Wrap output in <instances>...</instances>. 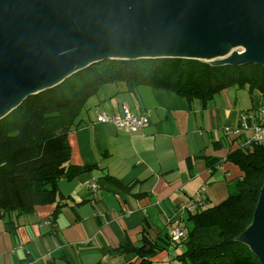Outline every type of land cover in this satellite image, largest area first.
<instances>
[{
  "label": "crops",
  "instance_id": "1",
  "mask_svg": "<svg viewBox=\"0 0 264 264\" xmlns=\"http://www.w3.org/2000/svg\"><path fill=\"white\" fill-rule=\"evenodd\" d=\"M229 90L203 104L166 89L103 87L85 105L82 125L67 136L65 167L88 170L58 180L51 205L20 215L0 212V264H127L133 255L116 251L140 247L144 236L164 238L180 203L203 199L208 208L220 195L234 193L241 176L237 167L223 161L211 173L206 160H225L241 147L249 135L225 130L238 128L244 112L256 115L264 96L239 89L252 104L243 108L236 97L232 102ZM123 106L144 113L148 125L126 133L96 121L97 113L121 116ZM216 183H226L223 194ZM182 252L183 246L171 244L150 261L180 264L176 256Z\"/></svg>",
  "mask_w": 264,
  "mask_h": 264
},
{
  "label": "trees",
  "instance_id": "2",
  "mask_svg": "<svg viewBox=\"0 0 264 264\" xmlns=\"http://www.w3.org/2000/svg\"><path fill=\"white\" fill-rule=\"evenodd\" d=\"M116 83L128 90L139 86L166 89L188 101L207 104L231 88L264 96V67L211 66L173 58L109 60L90 65L58 86L27 98L0 120V212L20 215L31 213L36 206L51 205L58 180L88 170L65 167L67 136L82 125L76 118L87 99ZM237 129H226L225 133L235 134ZM223 161L241 173L234 180L235 192L217 205L188 213L182 222L185 235L178 241L173 242L169 234L156 241L144 236L140 247L128 244L119 248L116 252L133 255L127 264H151L150 259L171 244L183 246V252L176 256L180 264H261L248 246L235 239L250 226L258 203L264 183V146L237 147L225 160L216 162L208 158L209 172ZM193 202L196 200L185 204Z\"/></svg>",
  "mask_w": 264,
  "mask_h": 264
},
{
  "label": "water",
  "instance_id": "3",
  "mask_svg": "<svg viewBox=\"0 0 264 264\" xmlns=\"http://www.w3.org/2000/svg\"><path fill=\"white\" fill-rule=\"evenodd\" d=\"M264 67V0H0V120L109 60ZM264 264V183L236 239Z\"/></svg>",
  "mask_w": 264,
  "mask_h": 264
},
{
  "label": "built area",
  "instance_id": "4",
  "mask_svg": "<svg viewBox=\"0 0 264 264\" xmlns=\"http://www.w3.org/2000/svg\"><path fill=\"white\" fill-rule=\"evenodd\" d=\"M95 119L97 122L112 123L116 128L122 129L126 133H131L132 131L142 129L148 125V117L144 113L135 114L126 106L122 107L121 116L97 113ZM243 131H250L252 135L241 144V147H248L251 144L264 146V108L257 111L256 115H252L249 112H244L240 115V124L234 133L238 134ZM202 191L203 190L198 191V195H200ZM202 207L203 200H196V202L189 205H179L176 214L178 213L180 216L176 215L169 233L173 242L178 241L185 235V229L182 222L184 221L186 215L188 213H194Z\"/></svg>",
  "mask_w": 264,
  "mask_h": 264
},
{
  "label": "rangeland",
  "instance_id": "5",
  "mask_svg": "<svg viewBox=\"0 0 264 264\" xmlns=\"http://www.w3.org/2000/svg\"><path fill=\"white\" fill-rule=\"evenodd\" d=\"M67 80V79H66ZM117 84H121V85H123L122 83H117ZM101 92H102V89H99V92L96 94V96H91L89 99H87V101H86V103H84V105L82 106V109L81 110H79V112H78V116H77V118H76V120H79L80 119V117H82L84 114H86V112H85V105H86V107L90 104V103H92L93 101H94V98L97 100L98 98V96L99 95H101ZM229 95H230V97H231V100H232V102H235L234 100V98L236 97L237 98V106L239 107V106H242L243 108H245V107H247V108H249V107H251L252 106V104H251V102H250V99H249V97H248V95H247V93H246V95H245V93L243 92V91H241V90H238V89H236V88H231L230 90H229ZM97 110V109H96ZM9 119H11V117H9L7 120H9ZM1 122V121H0ZM245 135L246 136H248L249 135V137L251 136V132L250 131H245ZM214 175H216V178H218L219 177V175H221L219 172H215L214 173ZM213 175V176H214ZM226 184V183H225ZM225 184H221V183H216V184H214V188H218V189H221L220 190V193L222 192V194H223V192L224 191H226L225 190V188L227 187ZM213 185V184H212ZM208 188H209V186H207ZM213 191V196H214V192L216 193V191H214V190H212ZM229 193V192H228ZM230 194H228V195H220L218 198L219 199H217L215 202L216 203H212L210 206H214V205H217V204H219L220 202H222L224 199H226L228 196H229ZM224 196V197H223ZM205 208H207V207H202L201 209H205ZM177 215L178 216H180L178 213H177Z\"/></svg>",
  "mask_w": 264,
  "mask_h": 264
}]
</instances>
